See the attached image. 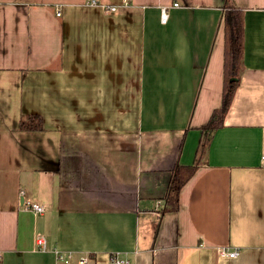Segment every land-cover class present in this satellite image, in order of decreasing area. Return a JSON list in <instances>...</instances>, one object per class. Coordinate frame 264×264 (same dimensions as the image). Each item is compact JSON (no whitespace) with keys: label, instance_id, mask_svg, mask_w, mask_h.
Masks as SVG:
<instances>
[{"label":"crops","instance_id":"crops-1","mask_svg":"<svg viewBox=\"0 0 264 264\" xmlns=\"http://www.w3.org/2000/svg\"><path fill=\"white\" fill-rule=\"evenodd\" d=\"M89 1L0 0V264H264V0H231L244 70L213 133L224 0ZM29 114L42 131L19 130Z\"/></svg>","mask_w":264,"mask_h":264},{"label":"trees","instance_id":"trees-1","mask_svg":"<svg viewBox=\"0 0 264 264\" xmlns=\"http://www.w3.org/2000/svg\"><path fill=\"white\" fill-rule=\"evenodd\" d=\"M223 64L221 102L214 109L207 123L199 128L202 133H213L223 126L224 118L231 106L244 70L243 54V10L235 7L231 0H224L222 10ZM19 130L38 132L43 130V119L40 115L29 114L19 121ZM204 152V143L198 146L197 156L192 165L183 166L176 163L171 170L162 213L176 212L179 208V194L183 186L196 173Z\"/></svg>","mask_w":264,"mask_h":264},{"label":"built area","instance_id":"built-area-1","mask_svg":"<svg viewBox=\"0 0 264 264\" xmlns=\"http://www.w3.org/2000/svg\"><path fill=\"white\" fill-rule=\"evenodd\" d=\"M87 5L91 6V7H100L109 13H115L117 11L116 6L102 5L99 2H97L96 0H90L87 3ZM172 7L177 8V7H179V4L173 3ZM59 15H60V12L57 11L56 16H59ZM167 18H168L167 8H162L160 10V22L162 24H165L167 21ZM262 159H264V157ZM25 207L27 210L31 211L35 215H40L44 212V208L37 203L26 202ZM36 244L41 246L39 249H41L43 251L45 250L44 247H42L44 245V242L41 239H38L36 241ZM55 254H56L57 264H69L72 261V259L74 258V255L72 253H65L64 254V253L56 252ZM238 255H239L238 250H230L229 248H221L218 251V257L220 259H234ZM87 261H88L87 257H81L78 259L79 264H85V263H87ZM111 262L113 264H129L128 260H120L117 257L111 258Z\"/></svg>","mask_w":264,"mask_h":264},{"label":"water","instance_id":"water-1","mask_svg":"<svg viewBox=\"0 0 264 264\" xmlns=\"http://www.w3.org/2000/svg\"><path fill=\"white\" fill-rule=\"evenodd\" d=\"M21 203H22V201H21Z\"/></svg>","mask_w":264,"mask_h":264}]
</instances>
